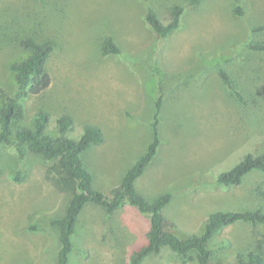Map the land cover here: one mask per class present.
<instances>
[{"label": "rangeland", "instance_id": "1", "mask_svg": "<svg viewBox=\"0 0 264 264\" xmlns=\"http://www.w3.org/2000/svg\"><path fill=\"white\" fill-rule=\"evenodd\" d=\"M181 1L0 0V107L16 97L21 116L15 126H30L37 112L46 113V132L53 137L61 115L73 120L61 134L70 139L86 124L98 126L104 140L90 145L82 161L92 187L109 195L144 154L160 95V142L134 187L148 201L170 195L161 213L184 239L199 234L211 212H264L261 171H251L237 185L216 181L247 154L264 151V52L249 48L251 41L264 40L251 31L264 23V0H199L186 6L179 27L156 34L145 21L147 9L166 23L171 4ZM237 6L243 14L235 12ZM26 35L51 44V82L38 94L17 97L21 90L10 65L28 55L20 44ZM107 35L119 54L101 56ZM221 68L245 91L244 105L220 80ZM23 149L19 156L13 145L0 142V264H48L58 247L49 221L63 215L69 194L46 179L51 161ZM147 227L148 215L135 206L124 203L106 214L87 203L77 217L68 260L130 264L146 242ZM208 248L214 261L251 250L264 258V229L231 224L211 237ZM139 264L197 262L193 253L182 257L163 246Z\"/></svg>", "mask_w": 264, "mask_h": 264}, {"label": "trees", "instance_id": "2", "mask_svg": "<svg viewBox=\"0 0 264 264\" xmlns=\"http://www.w3.org/2000/svg\"><path fill=\"white\" fill-rule=\"evenodd\" d=\"M197 2L199 0H191L186 4H184V0L180 3L173 2L169 7L170 18L166 23L158 18L152 8L147 9L144 18L148 26L156 34L163 37L179 27L180 18L186 6ZM235 12L238 15L243 14L240 6L236 7ZM251 29L252 32L264 34V23L253 26ZM20 44L27 50L28 55L21 61L10 65V70L15 74L16 86L21 90L17 97L38 94L45 90L51 82L46 62L52 46L49 42L38 40L29 35L23 37ZM249 48L254 52H264V40L251 41ZM119 53L120 47L113 36L107 35L101 45V56ZM218 76L238 104L244 105L245 91L236 86L229 71L223 68L218 69ZM15 98L10 97L0 107V142L13 145L19 156L23 155V148H25L51 161L52 163L45 169L46 179L58 191L69 194L63 215L54 217L49 221L50 226L57 230L58 247L54 261L48 264H70L68 255L73 248L72 235L75 233L77 217L87 203L96 204L106 214L113 213L114 210L127 203L135 206L141 213L148 215L146 242L136 250L130 264H139L146 255L158 253L163 246H168L182 257L193 253L197 264H263V256L254 250L246 253L237 252L229 261H214L208 248L211 237L231 224L243 222L250 225H260L264 229V212L261 208L211 212L208 214L199 234L182 239L173 233L161 213L162 208L169 201L170 195L164 194L148 201L136 191L134 181L142 174L144 167L154 156L160 142L157 127V115L162 101L160 95L155 101V112L151 124L152 138L147 144L144 154L125 171L119 185L113 188L109 195H105L92 187L91 174L82 161V154L90 145L103 142L104 136L101 129L96 125L86 124L77 139L61 136L73 123L69 115H61L56 122L59 135L53 137L46 132L48 116L41 111L35 114L30 126H15L14 120L21 116L20 106ZM253 170L264 173V151L256 156L247 154L229 170L217 174L216 181L225 185H237L245 175ZM14 179H20L18 173Z\"/></svg>", "mask_w": 264, "mask_h": 264}]
</instances>
